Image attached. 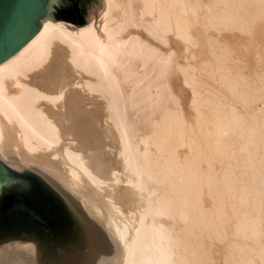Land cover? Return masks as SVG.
Here are the masks:
<instances>
[{"label": "bare ground", "instance_id": "6f19581e", "mask_svg": "<svg viewBox=\"0 0 264 264\" xmlns=\"http://www.w3.org/2000/svg\"><path fill=\"white\" fill-rule=\"evenodd\" d=\"M54 1L0 61V160L83 221L59 264H211L216 240L223 264H264V74L233 72L217 46L264 0H97L82 25L54 18ZM197 24L215 56L199 67ZM0 264H38L35 244L0 242Z\"/></svg>", "mask_w": 264, "mask_h": 264}, {"label": "water", "instance_id": "95a60500", "mask_svg": "<svg viewBox=\"0 0 264 264\" xmlns=\"http://www.w3.org/2000/svg\"><path fill=\"white\" fill-rule=\"evenodd\" d=\"M49 2L0 0V61L38 29ZM44 185L0 160V242L26 237L38 264H59L85 228L67 199Z\"/></svg>", "mask_w": 264, "mask_h": 264}, {"label": "rangeland", "instance_id": "374dc122", "mask_svg": "<svg viewBox=\"0 0 264 264\" xmlns=\"http://www.w3.org/2000/svg\"><path fill=\"white\" fill-rule=\"evenodd\" d=\"M93 3L96 4L97 0H55L49 8L54 18L69 22L73 25H82L88 16V12L92 9ZM248 14L252 17V28L244 33L238 31H223L219 36L221 43H218L217 46H219V48L227 47L230 49L232 56L239 58L228 61L233 72L239 71L246 78L249 76L255 78V74H264V12H260L258 6L254 3L248 7ZM191 31L197 38V44L192 46V50L196 54L194 63L199 67L201 60L206 59L214 62L215 56L210 52L211 50L207 40V34L213 32L212 29L207 30L197 24L192 27ZM141 33L143 38L150 41L152 45L160 50L166 51L170 47L176 51V56L179 59H182V56L185 55V44L179 39L170 36L168 40L169 44L165 46L151 39L143 31H141ZM170 81L171 84H173L174 90L180 96L186 113H189V100L191 98L189 87L182 84L177 72L170 75ZM209 81H211V79H209ZM256 83L260 84V81L256 80ZM29 171L20 170L19 172L44 185L37 176L31 173L32 171ZM206 201L209 200L206 199ZM207 247L214 257L211 264H223V253L225 251L223 242L216 240L212 246L207 244Z\"/></svg>", "mask_w": 264, "mask_h": 264}]
</instances>
